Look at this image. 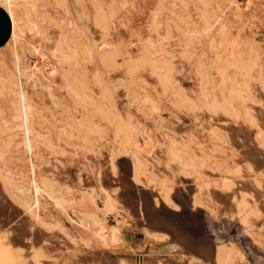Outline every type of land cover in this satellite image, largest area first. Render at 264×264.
I'll return each mask as SVG.
<instances>
[{
	"label": "bare ground",
	"instance_id": "bare-ground-1",
	"mask_svg": "<svg viewBox=\"0 0 264 264\" xmlns=\"http://www.w3.org/2000/svg\"><path fill=\"white\" fill-rule=\"evenodd\" d=\"M37 1L39 0H0V6L4 8L9 18L10 34L13 42H24L27 46L24 54L28 59L34 57L35 62L38 63V66L31 74H27L24 69L18 68L17 73L12 76L8 70L0 69V94L12 101L13 105L16 102L19 110V123L16 122L18 123L17 125L13 126L8 124V120L7 122H0V135H3L2 142H0V181L2 182L0 183L9 195V199L13 205L11 215L8 216L3 212L0 213V264H3L7 258H16L19 264H44L45 262L47 263V260L50 261V259L56 256L67 258L65 260L67 264H143L140 261L135 263L117 260L109 261L108 258L106 260L105 257L99 258L97 255H101L102 252H97L95 248L97 246L101 248L103 241L101 240L99 242V238L97 239L96 237L95 229L97 221H99L97 215L102 214L103 217L110 215L109 217L115 218L121 212H119L120 209L116 205V201H113V195L103 190L100 185L93 187L94 184H97L93 182L99 177L96 165H90L91 177L89 178L92 180L90 179L89 181H93V185L89 184L87 187L84 184L89 183V181H86L82 172V174H76L77 172L75 173V170L72 168L73 165L69 164L71 167H68V164H65L69 168L66 172H64V167L61 168L58 166V169L64 170L62 174H68L69 177L74 179L72 182L77 184H75L77 186L75 191L67 186V178L63 177L62 179L65 182L61 181L60 176L62 175L57 174L55 170L53 171L56 174L50 177L45 176L46 174H41V170H37V165L34 164L35 161L33 162L32 157L35 154L34 151L37 149V146H41L45 151H49L52 154L56 160L55 162H57L56 164L63 166L58 155L66 154L65 145L73 147L74 151L76 150L75 152H77L76 155H79V157L83 153L85 160L88 159V155L100 149H106L109 153L108 155H110V159L120 154L127 155L131 159L134 178L137 182L147 183L144 186L153 184L158 191L159 197L157 199L160 198L159 201L162 200L164 204L171 206L173 203V186L167 181L168 179L158 181V179L152 176V173L155 171H153V162L151 163L149 154L150 150L156 145V142H154L156 139H153L155 135L150 136L152 130H149L150 132L147 130L149 134L145 131L146 126L144 127L142 123L145 118L148 121L151 120L149 118H152V120L157 118V114L159 113L158 103L156 104L155 99L153 100L146 92V89L135 82L136 80H129L130 82L127 81L128 83L120 81L121 83H116L118 84L116 93H120V96L129 104V110L124 115L117 107V97L115 98L114 96L115 91L108 86L109 84L104 79V74L97 72L98 74L96 73L92 77L90 70H88L89 72H79L80 69L73 62L68 64V69L63 70L62 68L64 72L61 76L66 92L71 98L76 115H67L69 113L68 109L65 112L66 115H63L65 113L62 115L59 114L60 112H57L55 105L50 104V101L47 104V109L41 108L33 103L24 85L33 86L38 79L36 73H44L45 65L49 64L47 63L49 60L46 59L47 56L42 52L40 45V27L38 28L39 24L37 26L36 23L38 21L36 19L40 18ZM102 1H92L93 8L95 9L93 17L94 31L99 35L101 34L102 38H108L112 35L117 43H103L105 47L98 49L97 53L101 58L109 59L115 63L114 67H112L113 71L111 69L107 70L109 75H115L116 72L122 73V66L117 61V58L120 56L118 48L120 46L118 45H122L123 42L121 43L120 41L124 40V37H129L132 34L130 33V35V29L128 30L130 28L128 26L129 20L127 22L123 20L126 15L120 12L121 6L115 4L117 0L110 7H107V4H104L105 2L102 3ZM156 2L157 5L151 12L147 27L140 26L141 31L139 32L145 34V37L142 36L143 34L138 33V35L140 34V38L142 36L147 40V44L142 46L144 56H142V52L138 50V47L135 48V42L132 37H129L126 50L123 49L125 45L122 46L123 52L126 54L137 53L150 71H156V73L159 71L160 73V71L165 72V70L170 69L168 61L166 60L168 64L165 67V65H162L163 61L160 59V57H164L163 52L165 51L158 52L157 58L149 57V53H154L153 48L157 46V36H161L167 28L171 32L184 33L188 38V46H192L191 43H197L196 41L193 42L194 40H197L201 46L208 40L210 44L208 46L205 45L203 51H200V61L198 63L196 62L200 72L199 76H197V78L199 77V80H197L199 83L195 86L197 87L195 91L196 99L188 95L179 84H175L176 81H174V84H171L170 88H166L171 90L169 91L173 94L176 104H180L181 107L189 108V111L192 110L193 113L197 109L202 110L207 116V120L203 118L206 121L212 122L215 119H219L220 122L228 123V126L225 124L219 126L221 125L220 122L217 125H214V122L212 124L209 122L210 124L206 125L207 127L204 126L205 128H202V131L205 133L207 130L206 134L209 138V142L208 139L205 142L213 146H203L204 143L200 142L201 146H197V150H193L192 148V144L196 142L195 139H192L194 135L192 138L189 137L190 139H179L177 135L172 134L173 131L170 132L171 135L165 136L164 142L162 141L165 149L164 152L160 153H163L164 156L162 157H166L167 160L161 158L159 160L168 161L165 164L168 169L173 170L172 173L183 174L191 177V179L193 178L195 183L193 184L196 190V196L193 202L194 208L202 207L207 209L212 215L219 216L221 209L226 204H224L225 201L223 202V199L230 198L231 203L229 201L228 206L226 205L223 208L226 209L225 216L232 220L238 219L245 226V229L251 232L253 238L252 243L260 251L264 252L263 238L259 233L262 230L257 225L259 220L264 222V211L262 210L264 206V177L255 168L254 160H251L254 158L253 156V158L251 157V152H249L251 159L248 158V160L246 158L248 155H245L246 164H244L245 158L243 160V164L246 165L245 167L242 166L241 162V164L239 163V151L243 147L237 151L236 146L235 148L233 146L237 138L235 139L233 133L230 134L227 132V129H231L237 135H242V133L248 137L253 135L258 139V142L260 140L264 144V101L261 100L255 91L257 84L264 87V45L260 43V39L251 41L246 38L244 31L238 34L237 38L234 35L233 37L236 39L233 38V34H231L232 30L230 31L229 26L227 27L223 24L220 17L221 14H217L219 10L214 9L215 4L213 5V3L210 2L211 4L209 5L208 0H158ZM243 5L246 10H243L241 7L239 9V6L238 10H241L242 16L247 18L248 25H250L251 19L255 17L264 25V0H244ZM257 7H260L258 14H253L252 11L256 10ZM214 11L218 12L214 13ZM197 23L200 25V28L197 27L199 26L196 25ZM59 30L57 45L59 52H63L64 48L69 46L66 41H70L72 44L82 47L81 49H84L88 58L94 60V57L91 55L90 45L87 41L85 42V40H81L77 36L71 39L66 37L60 25ZM133 31L131 30V32ZM127 41L128 39L125 42ZM169 51L170 49H168ZM225 51L228 54V60L221 59V54L223 55V52L225 54ZM78 52L80 53V51ZM155 53L154 55H156ZM73 55L78 57L77 53ZM181 65L183 66V63ZM51 67L52 69H56V67ZM47 68L46 71L51 72L50 75H52V71L54 70L50 67L47 70ZM177 68L178 71L183 70L180 69V66ZM58 69L60 68H57L56 71ZM84 70L87 69H82V71ZM47 72L45 74L48 75ZM135 74L133 72L131 76L136 77ZM54 75L57 76V74ZM130 75L127 74V76ZM168 75L169 73L167 76L164 75L165 77L160 75L161 82L164 86L170 81ZM52 77L55 76L52 75ZM162 84L161 86H163ZM168 85L169 83L166 86ZM166 88H164L163 92H165ZM166 94H168V89ZM48 96L49 94H47L46 98L50 100L51 97ZM197 99H200L201 102ZM256 109L258 110L256 111ZM220 119L223 120L221 121ZM198 122L200 121L198 120ZM141 137L144 138V141L146 139L148 140L147 143L150 142L151 144L149 146L141 145ZM143 138L141 139L143 140ZM197 143L199 144V142ZM252 143L254 142L252 141ZM13 145H16L17 149H14ZM45 154H48V152ZM68 157L70 156L68 155L66 158L68 159ZM8 163L14 165L18 172L8 171L6 168ZM163 166L165 165L163 164ZM155 169L157 170V168ZM156 172L158 173L159 171ZM246 173H249V175L252 174L250 177L253 176L250 181L252 185L248 182L251 185L249 188L254 187V189H251L253 192L251 191L247 194V191L243 192L239 188L241 192L240 190L238 191L243 193L237 195L235 187L239 185L236 184V179L241 178ZM166 174L164 175L167 177L168 174ZM162 178L164 179V177ZM242 178L244 179L245 177ZM65 189L70 191L66 192ZM245 189L247 190V188ZM83 190L87 192H83ZM243 194L247 197L242 196ZM99 202L100 207L98 206ZM96 218L98 219L96 220ZM131 222L135 223L133 221ZM127 225L130 224L127 222ZM143 234L148 242L154 243L160 240V237L157 235L158 233L144 231ZM60 243L62 245L64 244L63 247L67 246L68 252L63 254H61L62 252L58 253L59 250H56V248L61 245ZM13 247L16 248L15 251ZM201 252L207 254V250ZM92 254H96V257H91ZM102 256L105 255L102 254ZM213 256L214 264H246L236 246L230 245V243H223L216 246L213 251ZM177 263L175 262V264Z\"/></svg>",
	"mask_w": 264,
	"mask_h": 264
},
{
	"label": "rangeland",
	"instance_id": "rangeland-1",
	"mask_svg": "<svg viewBox=\"0 0 264 264\" xmlns=\"http://www.w3.org/2000/svg\"><path fill=\"white\" fill-rule=\"evenodd\" d=\"M92 1L93 0H39L37 1L39 5L38 9L40 10L39 11L40 18L36 19V21L38 20L36 23H37V26L39 24L38 28L40 27L39 28V33H40L39 37L41 36L39 38L41 42L40 45H41L42 52L45 54V56H47L46 59L49 60L47 61V63L49 64H46L47 66L45 65L44 73H41V72L36 73V75H38V79L36 81L37 83L35 82L33 86L24 85V88L26 92H28L30 100L33 103H35L37 106L47 109L48 108L47 104L50 101V104L52 103L55 105L57 112H60L59 114L62 115L68 109L69 113L67 115L69 114L76 115L74 111V106L71 102V98L66 92V89L64 87V83L62 80V76H61L64 72L63 70L68 69L69 67L68 64L70 62H73L74 65L77 66V68L81 70V71L79 70V72H85V71L89 72L88 70H90V75L92 77L97 72L98 73L100 72L99 74L103 73L104 79L107 81V84H109L108 86L113 91H115L114 96L115 98L117 97L116 102H117L118 109L120 110L122 114L126 115L127 111L129 110V107H128L129 104L126 102V100H124L123 97L120 96V93L118 94L116 93V87L121 82H127V81L130 82L129 80H134V81L136 80L135 82L139 84L140 86H143L144 89H146V92L151 96V98H153V100L155 99L154 101L156 102V104L158 103L157 107L159 109V113H158L159 115L157 114V118L155 119L156 121L154 119L152 120V118H149V120L150 119L151 120L148 121L145 118V120L143 119L144 121L142 123L144 124V127L146 126L145 131L147 132L148 130V132H150L149 130H152L150 132L151 134L150 136L155 135L154 136L155 138L153 137V139H156V141H154L156 142V145H154L155 149L154 148L151 149L150 150L151 155L149 154L151 163L153 162V171H155L154 173H152V176L158 179V181H163V180L168 179L167 181L170 184H172L173 203L170 206V205L164 204L162 200L159 201L160 198L157 199L159 197L157 193L158 191L155 189V186H153V184H149L150 187H148L149 185L144 186L147 184V183L145 184V182H141V183L137 182V180L134 178L133 165H132V162L129 156L120 154L117 157L110 159V155H108L109 153L106 149L96 150L94 153L88 155L87 156L88 159L85 160L83 153L79 157V155H76L77 152H75L76 150L74 151L73 147L65 145L64 148H65L66 154L64 153V154L58 155L63 165V166H60L56 164L57 163L55 162L56 160L53 158L52 154H50L49 151H45L41 146L39 147L37 146V149L34 151L35 153L33 155L34 158L32 157L33 162L35 161L34 164L37 165L36 166L37 170L39 171L41 170V174H44V175L46 174L45 176H48V177L56 173L62 175L60 176L61 181L65 182V180H63L62 178L63 177L67 178L66 180L68 182L67 186L71 187L72 190L76 191L77 184L72 182V180L74 179L69 177L68 174H65V175L62 174V172L64 170H65L64 172H66L67 169H69L68 167H71L70 165H73L72 168L73 170H75L74 172L75 173L77 172L76 174L83 173L82 175L84 176V178H86V181L87 180L89 181L91 179L89 178L91 177L90 176L91 175L90 165L91 164L92 166L96 165V170L99 172V175H98L99 177L97 178L98 180L96 179L94 182L89 181V183H85L84 186L87 187V185L89 184L93 185V183H97V184H94L93 187L100 185L103 188V190H105L106 192L114 196L113 201L114 200L116 201V205H118V208L120 209L119 212H121V214L115 216V218L109 217L110 215L106 217H103L102 214L97 215L99 219L96 218V220L98 219L99 221H97L96 229H95L96 237L97 239L99 238V242L103 240L102 244L105 243V241L107 240L104 246H102L101 244V248L100 246H97L95 248L97 252H102V254L105 255V256H102V254L101 255L97 254L99 258L105 257L106 260L108 258L109 261L117 260V261H127L130 263H135L137 261H140L143 264H159V263L175 264V262L177 263V261H178L177 264H186V263L187 264H214L213 251L216 248V246L221 245L223 243L224 244L230 243V245L236 246L238 251L242 254V258L243 260H245L244 262L246 264H264V252L260 251L258 247L254 243H252L253 238H252L251 232L245 229V226H243L238 219L232 220V219H228V217L225 216L226 209H223V208L226 207V205L228 206L229 201L231 203V199L230 198L228 199L226 198V200L223 199V202L225 201L224 204L225 203L226 204L225 205L223 204L224 207L221 209V213L225 217L222 216L221 213H219V216L212 215L207 209H204L202 207L194 208L193 202L196 196L195 194L196 190H195V185H194L195 183H194L193 178L191 179V177L189 176H185L183 174H178V173L176 174L174 172L173 174L172 173L173 170L171 171V169H168L166 165L167 164L166 162H168V161L165 162V160H167L166 157H162L164 156L163 153L160 154L161 152H164V149H165V146L163 145L165 136H168V135L170 136L171 135L170 132L172 131H173L172 134L177 135L178 137L177 136L176 137L179 139L181 138L187 139L189 137L192 138L194 135L192 139H195L196 142L192 144L193 150H197L198 148L197 146L199 145L201 146V143H204L203 146L204 145L205 146L207 145V147L213 146V145H209L208 143L209 138L207 137L208 135L206 134L207 130L205 129L206 132L204 133V131H202V128L207 127L206 125L210 123L212 124L213 122H214V125L219 124L220 122L219 119H215V121H212V122L206 121L207 116L204 114L202 110L197 109L193 113L192 110L189 111L190 110L189 108H186L183 106L181 107L180 104H176L174 96L170 92L171 90L169 89L171 84H174V81H176L175 84H179V86L188 95H191L192 97L196 99L195 91L197 87L195 86H197V84L199 83V81L197 82V80H199L198 79L199 77L197 78V76H199L200 74L197 63L200 61L199 60L200 51H203V48H205V45L208 46L210 44L208 43L209 41L208 40L205 41L203 43L204 45L202 44L201 46V44L197 40H194L193 42L196 41L197 43H193V44L191 43L192 46L190 45L188 46L187 44L188 38L184 33L182 32L176 33L174 31L173 33L170 31L169 28H167L162 33L163 36L162 35L157 36V46L153 48L154 53L156 50V53H155L156 55L150 52L149 57L157 58L158 52L165 51L163 52L164 57H160V59L161 61H163L162 65L163 66L165 65V67H167V64L169 63L168 66L170 67V69L165 70V72L160 71V73L159 71H157V73L156 71H150L148 66L144 64L141 57H139L140 55H138L137 53L126 54L123 52L122 46L125 45L123 46V49L126 50V46L129 43V37H132L135 42V48L138 47V50H140L142 52V56H144L142 46L147 44V40L142 37V36L145 37V34H143L142 32H139L141 31L140 26L147 27V22L148 20H150L151 12L154 9V7L157 5L156 1L158 0H117L118 2L116 0H103V1L100 0L102 1V3L105 2L104 4H107V7H110L111 5H113L114 1H116L115 4H118V6H121V8L123 7L122 10L120 8V12L126 15L125 17L126 19L122 17L124 21L127 22L129 20L128 26L130 28H128V30L130 29L129 34L130 33L132 34V35L130 34L131 36L129 37L128 36L124 37L125 39L123 38L125 41L128 39L127 42H125L124 40H121L120 42L121 43L123 42L122 45L117 44L118 46H120L118 47L120 51V56L117 58V61H118V64L122 66L121 68L122 73L116 72L118 75L116 73L115 75H109V72L107 70L111 69L113 71L112 67H114L115 63L109 59L101 58L99 54L97 53V50L100 48H104L105 43L115 44L117 42L115 41V39H113L112 35L108 37L109 39L102 38L101 34L99 35L98 33L94 31L95 29H94L93 17L95 14V11H94L95 9L93 8ZM208 1H209V5L211 3H213V5L215 4L214 9L219 10V13H217L218 11L217 12L214 11V13H217L218 15L221 14L220 17L223 21V24H225L227 27L229 26L230 31L232 30L231 31V34H233L232 37L235 35V37L237 38V35L242 33V31H244L246 38L250 39L251 41L255 39L257 40L260 39L259 40L260 43L264 45V25H262V23L258 21L259 19H256L257 17L252 18L250 25H248L247 18L242 16L241 10H238V6H239V9L241 7L243 8V10H246V8H244L245 6L243 5L244 0H208ZM258 9H260V7L259 8L257 7L256 10H253L252 13L258 14ZM59 25L61 26L63 33L66 37L71 39V38H74V36H77V37H80L81 40H85V42L87 41V43H89L90 45L91 55L94 57V60H91L90 58H88L87 54H85L84 52V49H81L82 47H80L79 45L76 46L72 44L70 41H66L69 46L64 48L63 52H59V48L57 46L59 32H60ZM196 25H199V24L197 23ZM197 27L200 28V25ZM133 29L135 30L133 31ZM131 30L133 32H131ZM138 33H140L141 35L143 34L141 36L142 39L140 38V34L138 35ZM173 39L175 40L172 41ZM185 39L186 41H184ZM112 40L114 43L112 42ZM171 42H173V44H171ZM167 44L168 46H166ZM197 45L198 47H196ZM25 46L26 45L22 41H18L17 43L15 41L13 42V39L11 38V34H10V22H9L8 15L6 11L4 10V8L0 6V69L8 70V72H10L12 76H14L17 73L16 71L18 68L24 69L27 72V74L33 73L36 67L38 66V63L35 62L34 57H31L29 59L26 57V55L24 54V50L25 51L27 50L26 49L27 46L26 47ZM165 46L168 48H166ZM163 47L166 49H164ZM182 47H184L185 49ZM168 49H170L171 52L170 51L168 52ZM190 50L192 51L191 53H190ZM78 51H80V53ZM182 52H184L185 55L182 54ZM75 53H77L78 57H75L73 55ZM223 55L221 54L222 56L221 59L228 60V54L226 53V51H225V54L223 52ZM17 57H19L20 59ZM75 58H77L76 62H75ZM166 60L168 61V63ZM182 63H183V66L181 65ZM50 65L53 66V68L56 67V69L55 68L52 69ZM179 66H180V69H183V70L178 71L177 67ZM46 67L48 68L50 67L54 71H56L57 68H60V69H58V71L56 72L52 71V75L55 76V77H52V75H50L51 72L49 73L46 71ZM81 68L87 69V70L82 71ZM124 70L127 72H125ZM128 71L130 72L128 73ZM46 72L48 73V75L45 74ZM131 72L132 74L133 72H135L136 77L131 76L132 75V74L130 75ZM126 73L130 76H127ZM168 73H169L168 77L170 78V81L167 82L164 86L161 82V76L162 77L164 75L167 76ZM177 73L180 75L177 76L178 75ZM54 74H57V76ZM137 76L139 77V80ZM124 77L125 79H123ZM138 81H140V83H138ZM160 82L163 86H161ZM168 83L169 85L166 86ZM166 87H169V88H166ZM164 88H166L165 92H163ZM167 89H168V94H166ZM255 91L257 92L261 100L264 101V87L261 86L260 84H257L255 86ZM47 94H49L48 97H51L50 100L49 98L48 99L46 98ZM1 96L2 94H0V122L2 121L1 123H3L4 121L7 122L8 120V124H11L13 126L17 125L19 123L18 104L14 102V105H13L12 101H10L7 97L4 96L5 97L4 98L3 96L2 97ZM197 100L201 102L200 99H197ZM257 110L258 109H256V111ZM63 115H66V113ZM203 118H205L206 120ZM198 120L202 122L200 123L198 122ZM220 120L222 121L223 119H220ZM152 121L153 123L151 124ZM13 123H16V124H13ZM220 123L221 125L219 126H222L223 124L225 125L228 124L227 122H220ZM227 132H229L230 134L233 133L235 136V139L237 138V140L233 144L234 148L236 146L237 151H239L240 148L242 147H243L242 149H244V151H242V149L241 151H239L240 153L239 154L240 158L238 157L240 159L239 163L241 162L242 166L245 167L246 165L244 164H246V158L251 159V157L253 156L254 158L252 157L253 159L251 160L252 161L254 160L253 162H254L255 168L259 170V174L262 177H264V146H263L264 144L260 140L258 142V139H256V137H254L253 135L249 137L247 135H244V133H242V135L240 134L237 135L231 129L230 130L227 129ZM2 136L3 135H0V142H2V139H3ZM146 136H149V135H146ZM141 138H140L141 145L149 146L151 144L150 142L147 143L148 140L145 139L144 141V138L143 140ZM207 139H208V142H205L207 141ZM252 141L254 143H252ZM143 142L144 143L146 142V143L144 144ZM197 142H199V144ZM241 142H243L244 145ZM255 142L257 143L255 144ZM257 145H259L260 147ZM13 148L17 149V146L13 145ZM70 149H73V150H70ZM154 150L155 152H153ZM245 150H247L246 153H245ZM47 152L48 154H50L49 156L48 154H45ZM249 152H251L250 153L251 157L249 155ZM43 155H46V156H43ZM68 155L70 157H68L67 159L66 157ZM245 155H248V156H246L245 158ZM71 157L72 158L74 157V158L72 159ZM160 158L165 159V160H159ZM244 158H245V163L243 162ZM65 164H68L67 165L68 167ZM163 164L165 166H163ZM2 166L4 168L3 164ZM58 166L61 168L64 167L63 168L64 170L60 168L58 169ZM6 168L8 169V171L18 172L17 168L11 163H8V166ZM155 168H157V170ZM51 170L52 171L55 170L56 173H54L55 171H53L52 173ZM156 171H159V172L157 173ZM162 172L164 174H166L167 172L168 174V175L166 174L167 177ZM250 175L249 173L243 174L242 177H245L244 178L245 180L242 177L236 179L237 180L236 184L240 186V187L239 186L235 187L236 188L235 191H237V195H241L244 191L245 192L247 191V194H248V192L250 193L252 191L251 190L252 188L254 189V187L249 188L252 185L250 182L251 177H253V176L250 177ZM162 177H164V179ZM187 177L188 179H186ZM248 182L251 185H249ZM1 183H0V213L3 212L9 216L11 215L10 213H12L13 211V205H12L11 200L9 199V195L6 193V190L3 188ZM239 188L242 189L243 191L242 193H240L241 189ZM245 188H247V190ZM238 190H240V192ZM65 191L68 192L70 190L65 189ZM85 191L86 190H83V192ZM242 196H246V195L243 194ZM98 206L100 207V202L98 203ZM262 210L264 211V206L262 207ZM128 217L132 219L130 220ZM131 221L135 222L136 224L132 223ZM127 222L130 225H127ZM257 225L262 230V232H259V233L261 234L263 238V242H264V230H263L264 222L259 220ZM144 231H148V232L155 233V234L158 233L157 235L160 237V240L154 243L146 241V237L143 234ZM118 234L119 236H117ZM63 245L62 244L59 245L60 247L58 246L56 248V250H59V252L58 251L56 252L58 253L62 252L61 254L68 252V249L66 248L67 246L63 247ZM61 247H63L64 249L63 248L61 249ZM15 250L16 248H14V251ZM203 250H207V254H203L201 252ZM91 257H96V254H92ZM66 259L67 258L62 257V256H56L50 259V261L47 260V263L45 262L44 264H67L65 261ZM181 259L183 260L182 262H181ZM3 264H19V261L16 258L14 259L7 258L5 259Z\"/></svg>",
	"mask_w": 264,
	"mask_h": 264
}]
</instances>
